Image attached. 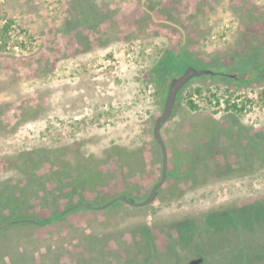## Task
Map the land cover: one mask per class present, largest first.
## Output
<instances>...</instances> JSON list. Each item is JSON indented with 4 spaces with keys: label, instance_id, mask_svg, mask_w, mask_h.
I'll use <instances>...</instances> for the list:
<instances>
[{
    "label": "rangeland",
    "instance_id": "obj_1",
    "mask_svg": "<svg viewBox=\"0 0 264 264\" xmlns=\"http://www.w3.org/2000/svg\"><path fill=\"white\" fill-rule=\"evenodd\" d=\"M6 19L12 24L0 49V180L22 174L14 162H5L10 156L47 148L72 165L81 158L97 160L95 168L81 165L76 171L108 177L89 188L87 200L127 195L141 201L160 177L152 128L167 84L187 66L206 71L179 89L160 129L167 177L156 198L145 206L120 202L107 210L77 209L60 225L64 232L42 227L38 241L59 246L65 236L80 253L83 243L77 240L89 231L113 232V238L121 231L127 239L115 243L140 251L138 262L147 249V262H166L146 227L167 223L184 231L172 237V252H201L205 264L229 261L219 234L225 219L214 216L213 238L207 239H198L194 218L184 219L264 196V101L258 98L264 86V0H0V23ZM195 87L203 93L193 94L198 108L191 110L184 96ZM206 88L252 103L236 115L223 108V99L218 106L208 102ZM41 180L34 184L39 193ZM70 185L58 196L62 206L74 200ZM237 215L230 211L242 232ZM187 234L199 245L191 252L183 249ZM180 253L168 264H182Z\"/></svg>",
    "mask_w": 264,
    "mask_h": 264
},
{
    "label": "trees",
    "instance_id": "obj_2",
    "mask_svg": "<svg viewBox=\"0 0 264 264\" xmlns=\"http://www.w3.org/2000/svg\"><path fill=\"white\" fill-rule=\"evenodd\" d=\"M11 24V19H6L2 24L0 23V49L5 46L7 32ZM205 91L210 95V98L207 99L208 102L218 106L220 99H223V108L227 111H232L236 115L248 110L252 103V99L240 98L238 95L227 91L222 97H219L215 90L210 88H206ZM165 93L163 97H165ZM202 93L203 89L201 87H195L190 93L185 94L184 99L189 109L195 110L198 108V105L191 98L193 94L202 97ZM258 98L260 101H264V86L259 91ZM199 158L201 159H198V161L202 160L203 156ZM91 159L93 158H81L80 161L72 165L62 158V154L59 151L41 148L25 150L5 160L6 163L14 162L21 169L22 174L16 178L7 177L0 180V264H149V262L151 264H159L164 262L160 260L147 262L149 260L148 254H150L148 249L143 252L145 253L142 256L144 257L143 262H138L140 259L136 255L141 253L140 251H125V248L119 247L123 244L120 242H117L118 244L115 243L114 239L118 241L121 236L124 239L126 238L121 231H119L120 238H113L111 236L113 232L106 230L89 231L85 234L86 236L83 235L85 238L80 236L84 240H77L83 243L79 247L80 253L75 252L76 246H71L70 243L72 241L65 236L62 238L63 245L60 244L59 246L53 244L55 242L44 243L38 241L39 236L36 234L39 231L41 233L44 232V230H39L42 227H47L46 233L53 234L55 232L54 234H56L64 232L63 229L65 228L60 225L73 211L77 209L107 210V207L112 204L105 205L111 199L98 198L102 202L94 203L85 198V194L90 187L105 183V179H108L107 176H104L105 174L97 173V171L96 173L87 171L82 175L76 173V171L80 170L81 165L89 166L91 164L95 168L98 162L94 160L92 164ZM46 164L50 166L48 171L42 175L44 177V181L41 180L43 182V192L39 193L34 184L42 177L40 176V170ZM189 166L192 170L195 165L191 163ZM64 178L68 181V184L64 183ZM65 185L72 186L70 193L74 200L66 206H62L58 203V200H60L58 196L66 189ZM98 192L101 194L102 190ZM120 202L123 203L124 201L113 202L111 207ZM231 210L238 212L236 219L239 218L245 225L242 232L240 228L235 227L236 225L231 222ZM214 216L226 220V224L223 225L219 234L222 235L221 244L224 243L223 246L227 245L226 248L229 253V261H220L217 258L218 264H264V196L249 199L243 198L237 204L223 203L199 215L186 216L187 219L184 220H189L191 217L194 218L199 230H195L199 232L197 234L199 236L198 239H207L213 238L209 237L213 232H210L209 227H212V224H217L213 220L215 219ZM166 224L160 227L148 224L149 227H146V229L149 231L148 235L153 236V240L151 239L150 241L151 245L154 247L160 245L166 249L163 253L168 256L166 259V264H168L169 261L172 262L171 259H174L172 257L173 254L176 251L179 252V248L172 252L170 249L171 244L169 245V243H171L173 238H179L178 231H180V234L184 233V231L182 228L177 231L176 227L171 228L173 225L167 226ZM54 228L55 231H53ZM183 239H185L183 246L186 245L183 249L190 247L191 252L194 250L192 246H199L193 242L192 236L188 234ZM207 244L205 242V245ZM119 252H121V255H119ZM183 252L185 251L183 250ZM185 253L187 254V252ZM98 254H103V257L97 256ZM179 255L183 254L180 253ZM183 257L184 259L180 263L203 261L201 252L196 253L195 256L188 255L186 257L183 255ZM128 259L131 262H128ZM176 264L179 263L177 262Z\"/></svg>",
    "mask_w": 264,
    "mask_h": 264
},
{
    "label": "water",
    "instance_id": "obj_3",
    "mask_svg": "<svg viewBox=\"0 0 264 264\" xmlns=\"http://www.w3.org/2000/svg\"><path fill=\"white\" fill-rule=\"evenodd\" d=\"M204 73H206V71H203L202 69H196L192 66H187L181 75L177 77H173L168 83L161 112L156 117L154 124H153V128H152L153 139L159 146L160 153H161V171H160V177L158 181L152 185L146 197L142 199L141 201H136L132 198L127 197L126 195H119L117 197H114L110 201H108L105 205L111 204L118 200H122L130 205L145 206L151 203L156 198L158 189L164 184L166 177H167V148L160 134V129L162 125L169 119L172 113L179 89L192 76H198ZM84 205L89 206L88 204H84Z\"/></svg>",
    "mask_w": 264,
    "mask_h": 264
},
{
    "label": "crops",
    "instance_id": "obj_4",
    "mask_svg": "<svg viewBox=\"0 0 264 264\" xmlns=\"http://www.w3.org/2000/svg\"><path fill=\"white\" fill-rule=\"evenodd\" d=\"M178 249V248H177ZM156 250H162L163 252H165V248H163L162 246H160V245H158V246H156ZM179 251H181V253L183 254V255H185L186 257L188 256L185 252H183L182 251V249L181 248H179ZM158 264V263H157ZM159 264H166V262H161V263H159ZM182 264H205V262H203V261H197L196 263L195 262H191V261H186V262H184V263H182Z\"/></svg>",
    "mask_w": 264,
    "mask_h": 264
},
{
    "label": "flooded vegetation",
    "instance_id": "obj_5",
    "mask_svg": "<svg viewBox=\"0 0 264 264\" xmlns=\"http://www.w3.org/2000/svg\"><path fill=\"white\" fill-rule=\"evenodd\" d=\"M170 80H171V79H170ZM170 80H169V82H170ZM169 82H168V83H169ZM167 86H168V84H167ZM182 87H184V85H183ZM182 87H181V88H182ZM177 94H178V93H177ZM176 98H177V97H176ZM158 190H159V189H158ZM147 194H148V193H147ZM157 194H158V193H157ZM145 197H146V196H145ZM145 197H144V198H145ZM129 198H131V197H129ZM144 198H143V199H144Z\"/></svg>",
    "mask_w": 264,
    "mask_h": 264
},
{
    "label": "built area",
    "instance_id": "obj_6",
    "mask_svg": "<svg viewBox=\"0 0 264 264\" xmlns=\"http://www.w3.org/2000/svg\"><path fill=\"white\" fill-rule=\"evenodd\" d=\"M10 37H11V35H10Z\"/></svg>",
    "mask_w": 264,
    "mask_h": 264
}]
</instances>
